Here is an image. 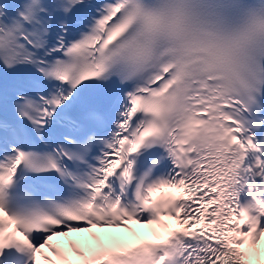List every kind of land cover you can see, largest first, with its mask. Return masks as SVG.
I'll return each mask as SVG.
<instances>
[{"label": "snow or ice", "instance_id": "6c2138e0", "mask_svg": "<svg viewBox=\"0 0 264 264\" xmlns=\"http://www.w3.org/2000/svg\"><path fill=\"white\" fill-rule=\"evenodd\" d=\"M261 127L264 0H0V264L264 261Z\"/></svg>", "mask_w": 264, "mask_h": 264}, {"label": "clouds", "instance_id": "9594fccd", "mask_svg": "<svg viewBox=\"0 0 264 264\" xmlns=\"http://www.w3.org/2000/svg\"><path fill=\"white\" fill-rule=\"evenodd\" d=\"M173 228L179 227L177 222L172 221ZM260 244H251L249 242H245V244L240 245V251L243 254L242 260L243 264H264V261H262L261 255H260ZM256 253L253 255V253Z\"/></svg>", "mask_w": 264, "mask_h": 264}, {"label": "bare ground", "instance_id": "6f19581e", "mask_svg": "<svg viewBox=\"0 0 264 264\" xmlns=\"http://www.w3.org/2000/svg\"><path fill=\"white\" fill-rule=\"evenodd\" d=\"M149 217V215L148 216H145V217H142L143 219H147ZM245 230H246V227H245ZM62 239V238H61ZM22 259H27V256L25 255Z\"/></svg>", "mask_w": 264, "mask_h": 264}]
</instances>
